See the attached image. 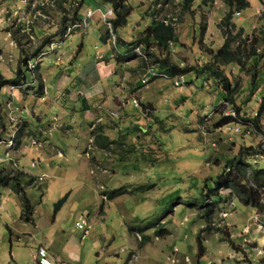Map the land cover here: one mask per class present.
<instances>
[{"label":"rangeland","instance_id":"obj_1","mask_svg":"<svg viewBox=\"0 0 264 264\" xmlns=\"http://www.w3.org/2000/svg\"><path fill=\"white\" fill-rule=\"evenodd\" d=\"M79 1L81 19L90 8L105 11L112 5L106 0H0V75L21 79L0 91L41 92L36 97L42 102L35 101L39 110L30 117L32 101L21 107L12 91L10 97L0 98V168L27 170L21 178L23 193L36 217L33 224L24 223L16 202L4 199L11 194L20 201L21 195L0 182V264H34L35 243H47V237L59 250L68 249L65 264H264V193L259 209L243 204L229 188L216 186L235 162L264 167V162L250 157L252 147L264 137V110L259 111L264 102V56L250 58L244 67L220 66L235 87L232 97L234 107L240 108V132L224 130L223 85L193 69L211 62V51L224 44L218 25L229 6L222 0L206 5L195 0L187 11L182 0H128L132 13L116 35L121 47H112L115 61L109 83L117 96L86 114L75 102L62 107L67 91L55 85L57 76L67 81L60 73L66 67L63 59L57 57L60 64L48 66L61 49L79 47L80 36L72 35L85 28L72 27ZM237 13L232 17L236 27L230 29L236 34L243 28L244 48L256 46L262 54L264 0H250V6ZM168 17L177 19L173 25L179 39L169 50L141 41L149 20ZM97 18L98 14L90 19L87 31L96 27ZM96 40L88 31L80 60L94 56ZM135 47L147 51V58ZM166 57L188 69L180 74L186 84L179 88L158 73L143 84L154 66L163 70L159 64ZM40 67H48L42 72L54 89H46ZM257 115L261 127L251 129L249 119ZM100 128L109 137L107 149L96 143ZM18 141L23 142L20 152ZM215 187L213 194L210 189ZM218 193L222 198L217 201ZM26 229L37 233L35 241L22 237L24 241L14 244L17 231Z\"/></svg>","mask_w":264,"mask_h":264},{"label":"trees","instance_id":"obj_2","mask_svg":"<svg viewBox=\"0 0 264 264\" xmlns=\"http://www.w3.org/2000/svg\"><path fill=\"white\" fill-rule=\"evenodd\" d=\"M107 2L112 4V7L114 8V16L112 18V24H113V31L114 34H118V30L125 26L128 23V17L131 15L133 6L129 3L128 0H106ZM203 4H210L214 2V0H201ZM224 3H226L229 6V11L225 15V17L221 20L219 23V28L223 31V34H225V41L224 44L216 51L212 52V61L209 63H206L202 65V67H196L193 68L195 70H198L199 72H205L214 77L216 80L219 81L220 85H223L224 89L222 91L223 97L233 104L235 103V100L232 97L233 91L235 87H233L231 81L229 78L225 75V72L223 69H221V65H228L232 63H237L241 67H244V64H247V61L254 57V56H264V52L260 54L259 49L256 46L251 47L250 50H247L244 48L242 42L245 40V38H242L244 36V29L239 28L236 34L232 32L230 28H235L236 24L232 21V17L235 13L240 12L243 9H246L250 6V0H222ZM80 2V1H79ZM195 0H182L183 9L187 11H191L193 8ZM81 6L82 2L79 3ZM77 11L75 13L74 21L77 19ZM66 19V18H65ZM64 19V20H65ZM66 22V21H65ZM67 27V24H65V29ZM178 36L176 34L175 26L171 23L167 24L163 20H157L154 19L151 21L149 25L146 26L144 31L142 32L141 41L146 43L148 46H157L159 49H165L169 50V45H171L174 41L177 40ZM239 38L240 41L235 49H233V44L235 41H237ZM151 55V53H149ZM160 68L168 72L171 76L177 75V74H184L186 71H188L187 68H183L179 66L176 63H173L170 61L168 57L166 59L161 60L160 62ZM256 80V73H253V87H256L255 84ZM20 77L16 78H4L2 75H0V88L4 85L10 84V85H17L20 84ZM237 110L240 111V108L237 107ZM264 110V102L261 105V109L259 111ZM224 121L227 122L228 119L224 118ZM250 122H253V125L256 128L261 127L259 116L249 119ZM102 129L100 128V131ZM97 131H94L96 133ZM95 136V135H94ZM96 143L101 144L102 148H109V137L102 135L101 133L97 132V139ZM252 149H254L252 147ZM251 149V150H252ZM234 166H230V171L225 173L223 176L220 177L216 181L217 185H223L226 188H229L231 192H233L238 199L245 205H252L256 208L261 209L262 207V193H264V167L262 168H252L251 164H247L246 162L240 161L239 163L235 162ZM26 175V172L14 170V169H6L2 168L0 169V182L4 186H13L15 192L19 193L21 203H22V217L25 218L27 221H30L32 219L33 215V205L31 203V200L26 194V190L24 186L22 185L21 178ZM247 177L249 178V181L247 180ZM35 180V178L33 179ZM32 180V181H33ZM216 187L213 189H210L211 192L215 191ZM115 192H124L122 189H115ZM25 194H24V193ZM214 194V193H213ZM216 195V193H215ZM215 195H212V198L215 197ZM113 195H109V198H112ZM222 196L220 193L217 194L216 200L218 201ZM66 200V197L61 199L59 202H57L56 206L59 208ZM207 203V200L205 198L204 204ZM202 207H205L203 205ZM209 211V210H207ZM167 230H160L158 231L159 235H162ZM147 237L146 235H144ZM146 240V239H145ZM202 251L204 250V247H201Z\"/></svg>","mask_w":264,"mask_h":264},{"label":"crops","instance_id":"obj_3","mask_svg":"<svg viewBox=\"0 0 264 264\" xmlns=\"http://www.w3.org/2000/svg\"><path fill=\"white\" fill-rule=\"evenodd\" d=\"M100 2L104 3L102 1H100ZM80 9H81V6L77 10V16L78 17L75 20V22L84 21L87 19H88V22H87V25L85 26V28H82L81 30L72 34V35L77 34L80 36L79 40L81 42L79 44L78 49H75L74 47H73V50L72 49H65V48L63 50L61 49L60 52H62V51L64 52V53H61L62 56L61 55L58 56V54L60 52L58 54L56 53L55 57L54 56L51 57L53 59H49L50 60L49 63H52V65L48 64V66H53L54 64L59 65L60 63H59L58 58L63 59V61H61V63L64 62L65 65H63V63H62V65L66 66V67H64L65 71L60 72V73L61 74L65 73V75H66L65 77L67 78L68 83L65 79L62 80L61 78H59L57 76V78H56L57 83L55 85L56 88L63 86L64 91L65 92L67 91V93L63 94L61 97V99L63 101L62 107L69 102H71V103L75 102V104L79 106L77 108L78 110H80L81 106H83V107H85L86 114H88V113H91L92 111L94 113V111L96 109H99V108L101 109V107L105 106V104L108 100L115 98L117 96V95H115V93L113 94L111 92V85L109 82H110L111 74L114 72V61H115L113 59L114 51H113L112 47H114L117 50V49H119V47H121V45L118 46L116 44V41L115 42L113 41V38L109 34V31L106 27V23L101 19V15L97 9L95 10L96 11L95 14L89 18H88V11H87V14H86V16L83 17V19H81V16H80L81 15ZM226 11H227V7H224V12H226ZM96 14H98V18L96 19L97 25H96V27L91 26L88 30V31H90V33L93 36H95L97 38V40H96V52H95L94 56L80 60L79 57L84 51V47H85L84 40H85V36L88 32L86 28H88V26L90 24V19L93 18ZM150 21L151 20H149L146 25H149ZM101 24L105 25L104 28L101 26ZM83 29H86V30H83ZM120 29L118 30V32H121ZM77 43H78V41H77ZM65 44H66V42H65ZM84 60H86V61H84ZM158 67L154 66V69L159 70ZM44 68H48V67H40V71H41L40 74L43 76V80L45 81L43 84H45L46 89H50V88L54 89V87L49 86L48 83L46 82V79H45L44 74L42 72V71H44ZM49 68H51V67H49ZM54 72H56V71H54ZM72 86H74V88L72 90H70L69 87H72ZM18 90L19 89L12 91V89L9 88L8 91H5L4 88H2L0 91V98L4 94H7V96L10 97L9 95L12 91L13 99L15 100L16 104H18L19 106H21V107L25 106L26 107L27 106L26 103L28 104L29 101H32V107L33 108L31 110V114L29 115L31 117L33 115V112H35L36 110H39V107L34 104L35 101H37V103H39V104L42 103L41 99H38L39 96L36 97L41 92L36 93V94H34V93L31 94L30 92L26 91V92H23L25 94V95H23L22 92L20 93V91H18ZM83 102H84V105H83ZM62 110H64V108H62ZM21 113H22V116H24L25 115L24 113H26L25 109H23L21 111ZM100 115H102V110L100 112ZM25 120H27V119H25ZM27 121H29V120H27ZM30 129L32 130V128H30ZM99 133L102 134V130ZM105 136H107V135H105ZM20 144H21V146H20ZM18 145H19L18 152H20V150H22V147H23V142L21 143L20 141H18ZM99 145L101 147V144H99ZM72 146H73V144H72ZM73 147H75V146H73ZM4 168L13 169V168H10V166L9 167L4 166ZM0 169H2V168H0ZM25 172H27V170ZM34 175H36V174H34ZM34 181H36V179ZM21 182L23 184V181H21ZM19 198H20V196H19ZM4 199L6 201L14 200L16 202L15 206L20 212L21 220L25 221L24 223L30 222L33 224L32 221L36 220V217H34V214L32 215V219L30 221H27L25 218L22 217V211L23 210H22V206H21V204H22L21 199H20V201H16L15 197H12L11 194L8 195L7 197L4 196ZM18 204H20V208H19ZM33 213H34V206H33ZM35 216H36V210H35ZM24 223L22 224V226L23 225L26 226ZM30 223H28V224H30ZM17 232H18L17 241L13 240V243L14 242L18 243L20 241H24L23 238H25V237L31 238V240L35 241L34 239H36V237H38L37 233L32 232L31 229H26L22 233H20L19 231H17ZM26 234H29L30 236H28ZM47 238H46L47 243H35V249L38 250L40 244H42L41 246L46 245L45 247L49 250L50 256L55 261V264H57L58 261L61 259H62V261H61L62 264H65L66 262L63 259H64V255L68 252V249L66 250L63 248L62 250H59L57 247H55L53 244H51V242L49 240L51 238L50 237H47ZM14 247L11 248L12 255L14 252ZM13 257H14V255H13ZM69 259H70V257H69ZM14 261H15V259H14ZM16 262L18 263L17 259H16ZM34 264H37L36 260H35Z\"/></svg>","mask_w":264,"mask_h":264},{"label":"built area","instance_id":"obj_4","mask_svg":"<svg viewBox=\"0 0 264 264\" xmlns=\"http://www.w3.org/2000/svg\"><path fill=\"white\" fill-rule=\"evenodd\" d=\"M97 10L101 15V19L111 29V34H112L111 36L113 38V41L115 42L116 41V34H114L113 24H112V18L115 14L114 8L112 7V5H110V6H106L105 11H102L101 8H98ZM95 12H96L95 10L89 9L88 10V18L92 17L95 14ZM162 20L167 24L171 23V21H172V24H176L177 19L175 17H168V19L165 18ZM87 22H88V19L84 20V21H77L73 24L72 27L82 26L83 24H84V26H86ZM72 27H70L68 29V32ZM135 51L137 54L141 55L142 57L147 58V53H146L147 51H144L143 49H141V47H135ZM1 56H2V53L0 50V57ZM149 72H150L149 75L146 74V76L143 77V79H142L143 84H147L151 77H157V73L159 74V76H161L163 78H171L172 80H174V83L179 88H182L186 84L184 75L177 74V75L171 76L165 70H156V69H154V67H153V69H150ZM13 87L14 86H12V88ZM130 101L134 105H137V106L139 105L137 98H131ZM221 105H223L225 107L224 117L226 119H228L227 122L224 123V130L225 131H231V132H240L241 127L239 126V124L236 123V121L239 120V118H240L239 113H238L239 111L234 107V104L231 103L227 99L222 100ZM9 107H12V102L9 103ZM250 128L251 129L256 128L253 125V122H251ZM15 137H17V134L12 135V137L9 140L11 142V146L15 145V141H14ZM251 153H252L250 156L251 161H253L255 163H257L259 161L264 162V137L262 138L259 145L257 147H254V149L251 150ZM35 259H36L37 264H55V261L51 258L48 249L45 247H40L37 250V253L35 255Z\"/></svg>","mask_w":264,"mask_h":264},{"label":"bare ground","instance_id":"obj_5","mask_svg":"<svg viewBox=\"0 0 264 264\" xmlns=\"http://www.w3.org/2000/svg\"><path fill=\"white\" fill-rule=\"evenodd\" d=\"M40 248V247H39Z\"/></svg>","mask_w":264,"mask_h":264}]
</instances>
